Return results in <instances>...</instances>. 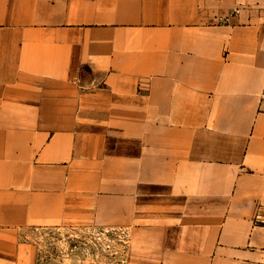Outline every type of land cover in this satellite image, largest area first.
<instances>
[{
  "label": "crops",
  "instance_id": "1",
  "mask_svg": "<svg viewBox=\"0 0 264 264\" xmlns=\"http://www.w3.org/2000/svg\"><path fill=\"white\" fill-rule=\"evenodd\" d=\"M49 227L264 264V0H0V264Z\"/></svg>",
  "mask_w": 264,
  "mask_h": 264
},
{
  "label": "rangeland",
  "instance_id": "2",
  "mask_svg": "<svg viewBox=\"0 0 264 264\" xmlns=\"http://www.w3.org/2000/svg\"><path fill=\"white\" fill-rule=\"evenodd\" d=\"M38 264H125L126 237L112 228H31Z\"/></svg>",
  "mask_w": 264,
  "mask_h": 264
}]
</instances>
